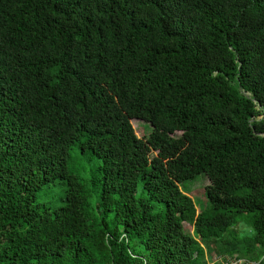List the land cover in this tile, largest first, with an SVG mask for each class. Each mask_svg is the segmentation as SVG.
Masks as SVG:
<instances>
[{
	"label": "trees",
	"instance_id": "trees-1",
	"mask_svg": "<svg viewBox=\"0 0 264 264\" xmlns=\"http://www.w3.org/2000/svg\"><path fill=\"white\" fill-rule=\"evenodd\" d=\"M211 243L264 264V0H0V264H210Z\"/></svg>",
	"mask_w": 264,
	"mask_h": 264
},
{
	"label": "rangeland",
	"instance_id": "rangeland-1",
	"mask_svg": "<svg viewBox=\"0 0 264 264\" xmlns=\"http://www.w3.org/2000/svg\"><path fill=\"white\" fill-rule=\"evenodd\" d=\"M132 127L134 128L135 135L138 139H146L150 132V127L147 123L139 121V120H131ZM100 161L91 156L88 152L85 154L81 153L77 146L73 147L70 152V158L68 161L69 170L77 174L81 180L84 181L86 187L89 191V204L92 211L95 210L96 207V197L101 193V190L95 188L91 185L92 177L98 173ZM209 185L207 179L204 176H199L194 182L186 183L182 186V189L185 190L187 196L194 201L198 210H204L206 208L207 202L205 199V188ZM64 196V185L59 180H54L46 190L40 191L37 194V202L41 204V206H57L60 204L61 199ZM135 199L141 198L140 185L138 186L137 192L134 195ZM159 212H163V206H159ZM243 224V225H241ZM187 232L192 234V228L188 225H184ZM244 228V223L239 222L235 226L232 227L231 235H236V240H240L237 242H242L244 239L248 238V235L243 234L241 231ZM225 237L226 241H229V236ZM235 240V241H236ZM212 246L205 247V252L211 255L212 262L210 264H217L218 262L221 264H245L242 260H236L232 258H218L217 255L213 252V247L216 244L211 243ZM206 254V255H207ZM210 258V257H209ZM208 258V260H209Z\"/></svg>",
	"mask_w": 264,
	"mask_h": 264
},
{
	"label": "built area",
	"instance_id": "built-area-1",
	"mask_svg": "<svg viewBox=\"0 0 264 264\" xmlns=\"http://www.w3.org/2000/svg\"><path fill=\"white\" fill-rule=\"evenodd\" d=\"M236 262H237V261H235V264H236ZM226 264H228V263H226Z\"/></svg>",
	"mask_w": 264,
	"mask_h": 264
}]
</instances>
